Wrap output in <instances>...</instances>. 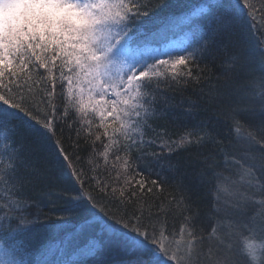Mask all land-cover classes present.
<instances>
[{"label": "snow or ice", "instance_id": "snow-or-ice-1", "mask_svg": "<svg viewBox=\"0 0 264 264\" xmlns=\"http://www.w3.org/2000/svg\"><path fill=\"white\" fill-rule=\"evenodd\" d=\"M167 0H0V264H194L197 243L203 237L181 227L166 230L167 221L153 213L148 198L163 188V181L150 179L157 168L175 170L168 159L177 147L202 148L223 137L206 123L194 126L180 140L165 139L151 121L156 118V99L162 88L179 86L189 79L199 83L197 60L221 42L249 38L248 57H259L264 66V0H206L185 17L194 37L191 50L166 55L138 53L137 38L158 8ZM198 18V19H194ZM259 45V46H258ZM228 63L251 69L250 59L233 52ZM229 95L217 90L210 100L221 102ZM64 98L62 108L58 100ZM264 109V93L260 95ZM70 109L74 118L70 119ZM245 109L228 103L223 110L229 129L240 127ZM259 149L227 155L247 177L246 190L264 194V121ZM65 129L71 135H65ZM151 133V134H149ZM147 137V138H146ZM81 140L91 151L80 155ZM101 150H97V144ZM160 151H156L155 148ZM46 155L43 172L32 153ZM260 155L257 156L256 152ZM55 174L63 180L62 193H49L57 223L48 227L69 237L87 233L90 242L78 249L67 247L49 259L40 253L31 258L32 229L27 209L34 203V179ZM206 173H201L204 183ZM187 200V197H185ZM61 202L59 205L57 202ZM264 209V199L259 201ZM39 207V205H37ZM159 209H157V213ZM82 219L75 225L68 221ZM195 217H185L191 225ZM242 238L239 255L244 264H264V223L235 221L227 225ZM219 231L216 248H209L211 264H240L233 254L231 231ZM246 233V234H245ZM186 237V239H185ZM183 241V243H182ZM124 255L102 259L98 253Z\"/></svg>", "mask_w": 264, "mask_h": 264}, {"label": "trees", "instance_id": "trees-1", "mask_svg": "<svg viewBox=\"0 0 264 264\" xmlns=\"http://www.w3.org/2000/svg\"><path fill=\"white\" fill-rule=\"evenodd\" d=\"M176 3V7H170V9L167 7L158 8L152 13V19L145 25L143 35L137 38L138 46L147 41L159 44L156 43L154 38L160 33L166 36L169 35L170 32L163 30V26L170 19L183 21L182 27H184L185 17L190 16L197 8L202 7L206 0H178ZM185 25L182 30V34H186L185 41L182 45L170 51L173 54L181 52L184 48L191 50L190 45L193 44L194 37L189 26L186 23ZM257 40L264 42V37L258 36ZM252 46L253 41L243 37L233 38L231 43L221 42L208 54L198 58L197 64L199 67H194L193 72L199 73V83L189 79L187 83L182 82L179 86L162 88L161 93L157 95L156 118L150 123L156 132L165 134V139L178 142L181 136L186 135L194 126L200 125L202 122L206 123L209 129L219 133L217 141H220L221 137L224 138L219 148L214 143H207L202 148L177 147L170 154L165 153L168 159L174 162L177 167L174 171L168 167L157 168L156 171L159 172V177L155 173L150 177V179L159 178L163 181L162 190L157 192L155 197L150 196L148 200L151 211L167 221L166 230L168 231L179 233L181 227H184L186 231H194L201 237L210 234L217 222L218 205H220L218 194L223 181L225 178H238L241 169L237 168L236 164H243L242 161L233 160L232 156L227 155L223 145H232L228 151L235 152L237 155L251 154L241 152L239 149H247L250 146L255 149L259 148L257 144L250 145L249 140H247L250 136H254L253 133L258 130L254 127L258 126L256 124L258 120L257 122L254 119L252 120V112L245 110L239 128L233 126L229 129L223 117V110L228 103L239 104L241 108H244L241 100L243 95L249 87L260 83L261 62L259 57H248ZM237 51L244 55L246 59L251 60V69L240 70L228 63L233 52ZM168 52L169 50L159 58L168 59L169 57L166 55ZM217 90L229 93L223 102L215 99L210 100V92L214 94ZM58 103L63 108L64 98L61 97ZM69 118H74L71 109ZM0 134L8 136L10 131L9 129H0ZM65 135H71V133L65 129ZM259 138L256 137L257 140ZM2 143L0 141V145ZM96 147L98 151L101 150L99 143ZM155 150L160 151L158 147ZM90 151L89 145L81 140L80 155L86 156ZM256 155L258 154L256 153ZM32 159L33 161H40L41 168L38 167V170L41 172L48 167L46 155L43 152L34 150ZM201 173H206L205 179L210 180V183L202 182ZM47 186L51 189L44 188ZM53 188V183L50 185L43 179L40 186L32 190L31 195L35 202L31 203L27 209L28 219L35 220V223L29 225L31 229L42 227L50 230L48 226L55 223L56 218L52 213L51 203H49L51 198L46 197L43 193L48 190L54 193ZM185 197H187V200H185ZM248 206V213L252 214V207ZM157 209H159L158 213ZM185 217H195V219L192 220L191 225H186L183 223ZM253 219H264V217L261 212H255ZM78 222L75 221V223ZM71 223L69 222V224ZM57 233L59 236L56 241L53 239V247L47 254L53 255V258L58 254L60 248H67L68 240V243H70V237L66 232L58 231ZM74 237L83 239L85 244L76 242L71 246L73 249L80 248V244L85 246L90 242V236L87 233ZM102 254L103 252H100L98 256H102ZM111 255L119 257L124 253L116 250Z\"/></svg>", "mask_w": 264, "mask_h": 264}, {"label": "rangeland", "instance_id": "rangeland-1", "mask_svg": "<svg viewBox=\"0 0 264 264\" xmlns=\"http://www.w3.org/2000/svg\"><path fill=\"white\" fill-rule=\"evenodd\" d=\"M167 0V3H169L168 7H176L178 0ZM183 21L179 19H170L168 23L163 26V30H166L169 33V35H163L158 34L156 38V43L159 44H153L150 42H146L139 45L137 48L138 53H143L145 56H151V55H158L159 57L163 56V53L169 52L182 45L185 41L186 34H182L183 28L186 26L184 22V27H182ZM168 52V53H169ZM258 56V55H257ZM259 75L260 83L254 84L251 87H249L247 92L243 95V98L241 99L242 106L244 108H247L245 110H248L252 112L251 118L254 119L256 122L258 120L257 125H259V122L264 121V109H262L261 103H260V95L261 93H264V66L261 65ZM241 102V101H239ZM245 112V111H244ZM254 136L260 137L258 130L257 132L253 133ZM249 140V138L247 139ZM259 148L262 146L261 144H257ZM258 148V149H259ZM259 156V151L256 152ZM36 168H41L40 161L34 160L33 161ZM47 163V162H46ZM57 175L50 174L47 176L46 179L41 177H36L34 179L35 187L40 186V182L43 181V179L50 183V185L53 183V189L54 193L60 194L62 193L64 189V182L61 179L56 178ZM46 184V183H45ZM246 184H247V177L246 176H239L238 178H225L223 181V184L221 186L220 192L218 194V200L220 205H218V217L216 222V229H221L226 231H231V234L229 236V239L231 240L233 244V254L236 257L237 260H239L240 264H244V257L239 255V248L242 243V238L239 235L238 232L235 230H228L227 225L234 223L235 221L239 220L241 222L247 221L249 219L255 220L257 224L264 223V219H253L255 212H261L262 216L264 217V209L261 208L259 201L261 199H264V194H262L259 191L253 192L251 190H246ZM43 188V187H42ZM49 188V186L44 187ZM48 190V191H49ZM43 191V190H42ZM43 192L45 193V196L48 197L49 193L51 191ZM51 199H54V197H50ZM50 200V199H49ZM61 202H57L59 205ZM248 205L252 207V214L248 213ZM52 213L56 218V209L51 205ZM81 217H73L70 218L69 222H72L70 225H75V221H80ZM57 223L58 221H54ZM48 230V231H47ZM74 227H69L68 229L64 230L69 235V232H73ZM58 231H54L52 229L42 228V227H35L32 229L30 239L27 241L29 245V253L31 254V258L35 259L36 254L44 253L48 254L50 249L53 247V239L56 241L57 237L59 236ZM246 234V233H245ZM88 235V234H87ZM220 235L219 231H213L208 234L207 236L203 237V242L197 243V247L195 249L196 252H198L199 258L198 260L194 261V264H211L212 258L208 256L209 248H216V241L213 239V237H218ZM186 239V237H185ZM90 241V240H89ZM67 241V247H71L74 243L83 242V239H76L74 236L70 238V243ZM84 243V242H83ZM183 243V241H182ZM69 244V245H68ZM85 244V243H84ZM79 247H83L82 244L79 245ZM60 248L58 254L55 256L58 257L61 255ZM119 251V250H118ZM120 252V251H119ZM53 253V252H52ZM117 255V254H116ZM49 259H55L53 258V255H47ZM102 259H112L113 256L111 253H103L102 256H100Z\"/></svg>", "mask_w": 264, "mask_h": 264}]
</instances>
